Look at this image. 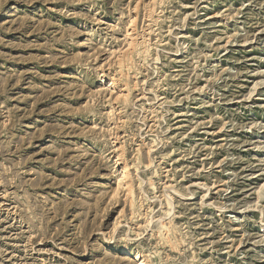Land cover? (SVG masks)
<instances>
[{
  "label": "rangeland",
  "instance_id": "rangeland-1",
  "mask_svg": "<svg viewBox=\"0 0 264 264\" xmlns=\"http://www.w3.org/2000/svg\"><path fill=\"white\" fill-rule=\"evenodd\" d=\"M263 226L264 0H0V264H264Z\"/></svg>",
  "mask_w": 264,
  "mask_h": 264
},
{
  "label": "bare ground",
  "instance_id": "bare-ground-1",
  "mask_svg": "<svg viewBox=\"0 0 264 264\" xmlns=\"http://www.w3.org/2000/svg\"><path fill=\"white\" fill-rule=\"evenodd\" d=\"M128 39L130 40L129 42L130 43H128V46L127 47H133V46H135V45H139V43H138V41H137V37H135V35H134V32H133V29L131 28L130 30H128ZM141 41V40H140ZM144 43L146 44V42H143V43H141V44H143L144 45ZM129 47V48H130ZM136 48V47H135ZM145 49H147V47H145ZM133 50V49H132ZM137 50V49H136ZM134 51V50H133ZM129 52V51H128ZM132 52V51H131ZM130 53V52H129ZM148 54V53H147ZM126 57H127V55H126ZM132 57V56H131ZM121 58V57H120ZM124 58V57H123ZM128 59V58H127ZM132 59V58H131ZM131 62V61H130ZM130 68V67H129ZM126 85V84H125ZM117 86V84L115 83V81L114 80H111V81H109V84H108V87L111 89L112 87H116ZM114 91V90H113ZM118 99V98H117ZM127 168L128 167H126L125 166V168L123 169V171H122V178H121V180H120V182H119V186H122L123 184L127 187V189H128V191L129 192H133L132 191V185H131V179H130V174H129V172H128V170H127ZM134 190V189H133ZM134 194V193H133ZM130 195V194H129ZM132 196V195H131ZM132 198H133V196H132ZM131 200V199H130ZM131 202V201H130ZM134 205V204H133ZM154 222V221H153ZM264 227V226H263ZM169 229H170V227H168ZM169 231V230H168ZM167 231V232H168ZM171 232V231H170ZM169 233V232H168ZM168 238V237H167ZM168 241H169V239H168ZM170 245H171V243H169ZM174 244V243H173ZM173 246V245H172ZM175 247H176V245H175ZM176 250V249H175ZM137 259H138V257H137ZM145 260V259H144ZM142 264V263H141Z\"/></svg>",
  "mask_w": 264,
  "mask_h": 264
}]
</instances>
